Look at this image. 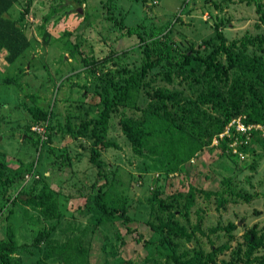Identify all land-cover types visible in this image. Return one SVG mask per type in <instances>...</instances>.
Listing matches in <instances>:
<instances>
[{"label":"rangeland","instance_id":"obj_1","mask_svg":"<svg viewBox=\"0 0 264 264\" xmlns=\"http://www.w3.org/2000/svg\"><path fill=\"white\" fill-rule=\"evenodd\" d=\"M257 7L264 9V0H16L11 5L8 15L24 31L28 46L12 63H6L0 53V164L12 172V183L19 184V190L26 191L31 185L39 187L45 182L55 192L60 209L56 219L46 220L19 200L8 201L1 208L0 187V241L5 239L9 226L18 244L11 256L15 264H63L59 257L44 258V246L51 240L59 244L76 238L87 250L83 264H173L163 256L165 251L158 248L157 238L144 223L149 218L148 195L153 189L162 194L184 192L189 184L207 190L225 189L224 177H228L232 192L238 195L235 202L230 195L224 208L215 210L211 198L203 202L198 196L188 220L194 222L195 210L201 207L204 233L211 227L233 223L230 248L245 243L244 233L251 227L260 231L264 225V152L254 143L246 151L236 146V151L225 150L223 156H218V138L212 135L196 156L180 163L175 171L167 169L168 162L159 170L155 167L158 150L135 154L117 122L121 111L136 116L141 110L130 111L127 105L120 104L121 111L110 113L105 126L106 138L117 147L101 150L99 159L103 163L108 202L130 205L129 226L136 231L126 233L119 219L96 223L100 212H84L81 208L86 196L103 179L95 180L96 171L88 160L89 141L63 134L67 112L76 113L74 107L79 101L85 109L84 116L95 112L91 104L98 101L95 92L106 75L117 79L124 68L132 71L140 62L141 45L137 37L122 34L114 19L125 25L139 23L138 31H168L175 57H180L186 50L189 54L203 55L219 43L228 44L246 32L262 33L264 26L255 25L259 21ZM75 44L77 50H72ZM247 54H251V48ZM221 59L224 61L223 55ZM147 79L141 83L148 92L149 88L165 84L159 74L153 82ZM179 79L173 77L168 88L189 94L187 83H179ZM200 87L197 85V89ZM148 99L145 90L139 88L135 104L145 109ZM31 105L51 110L56 130L50 132V128L30 123L26 107ZM257 134L259 139L264 138L260 132ZM62 155L68 161L59 168L57 158ZM17 172H22V176H15ZM6 175L2 173V177ZM12 189L9 186L8 196L15 194ZM246 196L251 197L244 201L242 197ZM9 207L13 212L6 221L3 217ZM38 232H43L44 240L34 246L30 243ZM137 234L149 242L142 245L141 241H135ZM198 238L206 251L210 241L214 245L222 243L225 234L218 229L198 234ZM21 243L23 247L19 246ZM227 253L221 254L216 264L220 263L219 258L227 259Z\"/></svg>","mask_w":264,"mask_h":264},{"label":"trees","instance_id":"obj_2","mask_svg":"<svg viewBox=\"0 0 264 264\" xmlns=\"http://www.w3.org/2000/svg\"><path fill=\"white\" fill-rule=\"evenodd\" d=\"M15 1L0 0V53L6 63H12L28 46L24 31L17 21L8 15V10ZM256 10L259 11V21L255 25L264 26V9L257 7ZM113 23H119L118 28L122 34H134L137 37L141 45L140 62L132 71L124 68L123 75H119L117 79L106 75L99 85V90L95 92L98 101L91 104L95 112L90 111L84 116L82 111L84 113L85 109L79 101L74 107L77 114L74 111L72 114L67 112L63 134L72 138H86L89 141L88 160L96 171L95 180L103 179L96 185L94 192L86 196V201L81 207L84 208L83 211H99L96 223L104 219H119L125 232L130 233L136 231L135 227L129 226L132 218L127 208L130 205L116 201L108 202L105 197L104 188L107 183L99 154L108 147H117L114 141L105 136L108 115L121 111L120 104L127 105L130 111L141 110L136 116L123 114L121 111L117 122L135 154L143 155L146 150H158L159 158L155 167L159 170L168 162L170 165L167 169L175 171L180 163L196 156L203 145L208 144L212 135L218 138V156H223L225 150L230 152L228 143L233 135L238 138L237 149L246 151V148L254 143L264 152V138L259 139L258 131L252 130L246 139L244 134L234 132L232 128L233 135L218 137L229 120L240 115L244 117V123H258L264 126V31L255 35L246 32L228 44L219 43L203 55L197 52L189 54L186 50L182 56L175 57V49L168 31H138L141 26L139 23L125 25L117 19H114ZM74 46L72 50H77L76 44ZM249 48L250 55L247 54ZM157 74L165 84L149 88L148 92V88L141 82L146 77L147 81L153 82ZM177 76L180 78L179 83H187L189 94L183 95L182 89L168 88L173 77ZM197 85L201 87L197 89ZM139 88H143L149 98L145 109L135 104ZM80 107L81 112H78ZM26 108L32 119L30 123L50 128V132L56 130V123H52L51 110L46 111L37 105ZM75 114L79 116L76 117ZM67 159L63 155L57 158L58 167H64ZM2 173L7 175L2 177ZM22 174L17 172L15 176ZM12 179V172L6 165L0 164V187L3 189L1 208L8 201L13 203L19 200L23 205L36 210L46 220L58 217V198L45 182L39 187L31 185L23 191L18 189L19 184L12 183ZM222 183L226 185L225 189L207 190L201 185L189 184L184 192L162 194L158 189L150 192L146 199L149 218L144 219V223L157 238L158 248L165 251L163 256L167 261L173 264H216L217 258L228 251V258H219V264H264V225L260 231L254 226L248 229L244 233L246 242L235 244L231 248L229 242L232 239L234 224L228 222L223 227H211L208 232L214 233L222 229L225 239L216 245L210 241L209 248L206 251L202 249L198 234H208L201 229L200 211L203 209L198 207L195 210L194 222L188 220V214L198 196L203 202H209L211 198L215 210L223 209L232 195L235 197L232 201L235 202L238 195L232 192L228 177H224ZM9 186H12L11 191L15 192L13 196H8ZM250 197L242 198L247 201ZM12 212V207H9L3 219L8 221ZM93 230L94 228L92 232ZM116 238L120 240L119 235ZM43 240V232H38L30 244L40 245ZM135 241L146 245L149 239H141V235L137 234ZM189 242L192 243L190 247L186 246ZM19 246L23 247V243ZM44 247V258L59 257V262L63 264H83L86 261L87 250L81 244L80 238L66 239L59 244L51 240L46 242ZM17 249L18 244L14 241L9 226H6V237L0 241V264H15L11 256Z\"/></svg>","mask_w":264,"mask_h":264},{"label":"built area","instance_id":"obj_3","mask_svg":"<svg viewBox=\"0 0 264 264\" xmlns=\"http://www.w3.org/2000/svg\"><path fill=\"white\" fill-rule=\"evenodd\" d=\"M243 118L244 117L240 115L230 119L229 122L225 125L223 131L218 134V137H222L223 135H230V134L233 135L231 130L232 128L234 129V132L244 134L246 139L249 137L250 132L252 130L258 131V133L260 132L261 136H264V126L258 123H244L242 120ZM237 141H238L237 136L233 135L232 140L228 143V147L232 151H236L235 147L237 146Z\"/></svg>","mask_w":264,"mask_h":264}]
</instances>
